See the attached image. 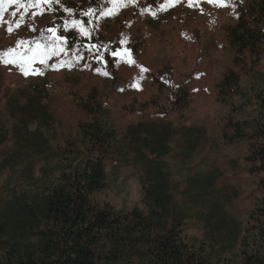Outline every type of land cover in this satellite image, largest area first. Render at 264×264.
Wrapping results in <instances>:
<instances>
[{
	"label": "rangeland",
	"instance_id": "rangeland-1",
	"mask_svg": "<svg viewBox=\"0 0 264 264\" xmlns=\"http://www.w3.org/2000/svg\"><path fill=\"white\" fill-rule=\"evenodd\" d=\"M80 1L33 0L28 6L29 0H0L1 204L16 212L39 201L81 158L86 141L80 125L86 115L79 101L96 89L116 142L105 160V187L91 195L92 203L148 214L152 205L146 189L164 183L159 192L171 197L173 216L185 219L181 242L200 261L251 264L253 257H264L257 211L264 173L252 172L249 160L251 146L259 142L254 132L264 124V44L256 68L251 62L235 66L225 27L237 22L236 3L107 0L96 16L97 34L110 52L104 60L97 49L74 51L54 26L57 19H67L77 39H90L89 25L74 11ZM49 27L52 41L31 42ZM168 64L173 91L154 78ZM229 70L240 74V90L225 94L223 103L218 84ZM40 90L46 92L42 105L49 118L17 110ZM171 94L178 98L174 106ZM161 122H170L175 131L158 136L153 123ZM139 123L147 124L141 132ZM235 123L240 125L234 128ZM189 127L194 131L187 132ZM237 131L244 135L236 138ZM34 137L41 151L29 144ZM18 240L26 245L36 238Z\"/></svg>",
	"mask_w": 264,
	"mask_h": 264
},
{
	"label": "trees",
	"instance_id": "trees-1",
	"mask_svg": "<svg viewBox=\"0 0 264 264\" xmlns=\"http://www.w3.org/2000/svg\"><path fill=\"white\" fill-rule=\"evenodd\" d=\"M106 1L81 0L76 7L72 4L77 17L89 25L92 31L90 39H77L68 29L69 20L59 18L55 21L56 30L67 36L74 51L97 49L98 55L104 60L109 59L107 40L98 36L96 29V16ZM231 1L237 5L238 18L235 24L226 26L225 31L229 46L235 50L234 64L243 67L251 62L256 68L264 44V0ZM50 41L51 33L47 29L42 35L31 38L32 43L47 44ZM172 70V65L168 64L154 76L171 91ZM240 82L239 73L233 70L226 72L218 84V100L225 103V94L238 93ZM44 98L46 92L40 90L26 99L24 106L17 105V110L32 118L47 119L46 108L42 105ZM170 100L174 106L178 98L171 94ZM260 100L264 109V96ZM79 106L86 115V120L80 125L81 135L86 141L81 158L72 163L69 170L62 172L59 183L39 201L25 203L16 212L0 202V249L7 244L0 264H205L188 252L181 242L185 219L173 216L168 207L171 197L164 193V183L156 182L146 189L145 197L152 205L148 214L137 208L117 212L108 205L99 207L92 203L91 195L105 187V160L116 138L115 131L106 122L109 113L100 102L96 89L81 99ZM239 125L235 123L234 128ZM153 126L158 136H164L166 131H175L170 122L153 123ZM145 127L147 124L144 123L137 125L140 132ZM186 131L193 132L194 128L189 127ZM243 135L237 131L235 136L241 138ZM253 138L259 142L251 146L249 160L253 162L252 172L261 174L264 173V124L256 128ZM30 142L33 149L41 151L43 148L36 137ZM143 163L148 167L157 166ZM159 185L164 189L161 192ZM259 187L263 192L257 206L262 218L259 237L264 241V181L259 183ZM230 228L229 225V231ZM18 237H33L36 241L23 245ZM251 264H264V257H253Z\"/></svg>",
	"mask_w": 264,
	"mask_h": 264
},
{
	"label": "snow or ice",
	"instance_id": "snow-or-ice-1",
	"mask_svg": "<svg viewBox=\"0 0 264 264\" xmlns=\"http://www.w3.org/2000/svg\"><path fill=\"white\" fill-rule=\"evenodd\" d=\"M11 2H13V3H18L19 0H11ZM41 2L51 4V3H59L60 0H35V3H36V4H39V3H41ZM208 2H209V3H212L213 0H208ZM32 5H33V0H29V5H28V6H32ZM24 6H25V5L21 4V7H24ZM190 6H191V3H190ZM222 6H223V5H222ZM65 10H66V11H70L69 9H65ZM12 15L15 17V16H16V13L14 12V13H12ZM33 15H35V13H34ZM21 22H23V17L21 18V21H20V22H17V23H16V27H17V28L20 27V23H21ZM72 23H73V26H75V24H76L77 22H76V21H73ZM33 30H35V29H33ZM7 31L9 32V34H11V32L13 31V28H12V27H9V28L7 29ZM48 31H52V29H48ZM19 43H20V44H23L24 42H23V41H19ZM13 51H14V49H9V50H8V53H11V52H13ZM6 55H7V53H6ZM4 62H5V63H11L12 61L4 60ZM143 70H144V69H142V71H143ZM24 74L27 75L28 73L25 72Z\"/></svg>",
	"mask_w": 264,
	"mask_h": 264
}]
</instances>
